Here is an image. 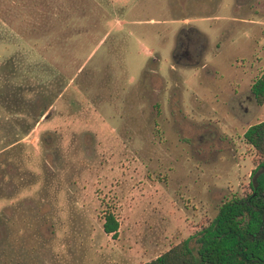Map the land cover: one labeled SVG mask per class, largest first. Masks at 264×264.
<instances>
[{
	"label": "rangeland",
	"instance_id": "obj_1",
	"mask_svg": "<svg viewBox=\"0 0 264 264\" xmlns=\"http://www.w3.org/2000/svg\"><path fill=\"white\" fill-rule=\"evenodd\" d=\"M263 73L264 0H0V264L197 249L250 192Z\"/></svg>",
	"mask_w": 264,
	"mask_h": 264
},
{
	"label": "trees",
	"instance_id": "obj_2",
	"mask_svg": "<svg viewBox=\"0 0 264 264\" xmlns=\"http://www.w3.org/2000/svg\"><path fill=\"white\" fill-rule=\"evenodd\" d=\"M252 90L263 105L264 73ZM244 137L260 157L251 173L250 192L220 206L213 221L198 232L197 249L187 239L142 264H264V120L250 125ZM118 229V219L108 213L104 230L115 235Z\"/></svg>",
	"mask_w": 264,
	"mask_h": 264
},
{
	"label": "flooded vegetation",
	"instance_id": "obj_3",
	"mask_svg": "<svg viewBox=\"0 0 264 264\" xmlns=\"http://www.w3.org/2000/svg\"><path fill=\"white\" fill-rule=\"evenodd\" d=\"M237 2L240 1H249V0H236ZM193 29V28H192ZM181 40H184L183 38ZM199 48V43L196 39H193L191 36L187 35V39L182 41L180 44L177 45V49H179V53L182 56H190L192 55L193 49L196 50Z\"/></svg>",
	"mask_w": 264,
	"mask_h": 264
}]
</instances>
